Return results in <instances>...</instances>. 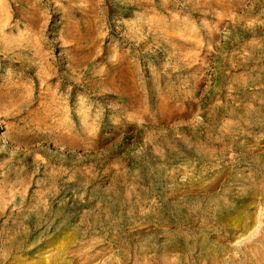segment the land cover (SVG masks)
<instances>
[{"label": "rangeland", "instance_id": "1", "mask_svg": "<svg viewBox=\"0 0 264 264\" xmlns=\"http://www.w3.org/2000/svg\"><path fill=\"white\" fill-rule=\"evenodd\" d=\"M20 263L264 264V0H0Z\"/></svg>", "mask_w": 264, "mask_h": 264}, {"label": "bare ground", "instance_id": "2", "mask_svg": "<svg viewBox=\"0 0 264 264\" xmlns=\"http://www.w3.org/2000/svg\"><path fill=\"white\" fill-rule=\"evenodd\" d=\"M253 198H254V197H253ZM253 226H254V225H253ZM258 228H259V227H258ZM258 228H257V229H258ZM250 231H251V230H250ZM249 236H250V235H249ZM261 236H263V235H261ZM81 243H82V242H81ZM228 253H230V252H228ZM92 258H93V257H92ZM90 260H91V259H90ZM112 260H113V259H112ZM60 262H61V261H60ZM251 262H252V261H251ZM20 264H21V263H20ZM250 264H251V263H250Z\"/></svg>", "mask_w": 264, "mask_h": 264}]
</instances>
